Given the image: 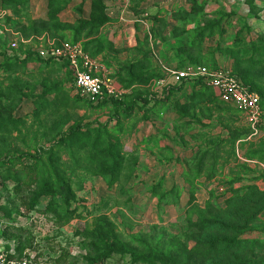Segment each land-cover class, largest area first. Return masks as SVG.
<instances>
[{
    "label": "rangeland",
    "instance_id": "1",
    "mask_svg": "<svg viewBox=\"0 0 264 264\" xmlns=\"http://www.w3.org/2000/svg\"><path fill=\"white\" fill-rule=\"evenodd\" d=\"M0 2L4 4L3 0ZM202 9L206 21H218L214 37L206 40L205 54L218 51L213 59L204 57L200 65L189 66L229 70L264 95V0H205ZM0 44H4L1 39ZM18 78L0 75V249L11 264L25 260L31 264H135L131 253L141 249L137 242L141 236L150 239L157 233L161 239H168L187 235L198 220L196 208L188 205L191 198L196 199L195 193L180 194L162 184L165 201L159 205L158 199L151 200L149 191L142 189L136 176L137 148L125 141L136 130L138 122L132 118L138 105L131 115L110 106L91 105L78 93L73 76L69 83L62 78L52 80L50 75H34L28 78L29 82ZM207 87L190 86L192 101L197 97L194 106H204L214 96ZM169 90L165 89L159 98H138L145 108V101L155 105L151 115L157 120H164ZM197 91L200 94L195 96ZM218 105L220 129L235 142L233 147L228 140H220L209 152L219 155L221 164L226 163L229 155H243L247 159L249 144L237 141L264 140V117L259 134L253 136L243 115L230 105ZM145 110L140 109L134 120L138 116L145 120L149 114ZM202 111V116L208 118L210 113ZM112 123L117 125L111 128ZM105 126L114 140L118 135L120 154L127 160L120 180L113 186H109L111 178L102 177L100 168L95 170L89 159L92 153H109L104 133L97 139V131ZM71 130L82 134L81 138L70 139ZM230 131H235L232 136ZM166 140L165 130H159V135L148 141L151 149L143 153L167 155L170 149L165 147ZM113 152L117 154L116 147ZM100 158L98 165L102 163ZM136 159V172L131 173ZM142 161L149 170L155 166L153 159ZM244 165L247 164L238 161L224 176L225 181L232 174H246ZM257 171L264 174L263 168ZM226 201L219 207L225 208ZM206 204L197 205V209L205 210ZM105 235L113 243L124 244L130 254L116 252L103 260L92 243Z\"/></svg>",
    "mask_w": 264,
    "mask_h": 264
},
{
    "label": "crops",
    "instance_id": "2",
    "mask_svg": "<svg viewBox=\"0 0 264 264\" xmlns=\"http://www.w3.org/2000/svg\"><path fill=\"white\" fill-rule=\"evenodd\" d=\"M94 1L58 0L56 12L53 11L52 0H20L15 6L0 2V39L4 41V45L6 44L4 47L5 57L2 55L3 48H0V75L3 77H16L18 75L19 78L23 77L22 80L25 82H29L28 78L34 75L37 78H45L50 75L52 80L59 81L62 78L69 83L73 74L65 63L42 61L37 55L28 58L27 51L31 50L37 54V51L45 46L48 40H53L51 34L58 40L62 39L65 42L73 43L75 40L74 31L59 28L69 26L75 29L81 23L91 24L95 15L93 12ZM103 1L106 6L107 23L90 37H87L86 32H84L80 42L82 44L87 42L100 44L97 49L101 53L96 58L105 65L110 75L115 76L117 87L126 90V96H133L136 92L137 98L144 99L146 98L144 92L148 91L149 95L153 97L152 99H155V97L159 98L164 95L165 89L170 88L169 99L164 104V120H157L151 115L153 108H155L154 104H148L145 108L142 102H138L137 109H146L144 112L149 114L145 120L143 119L144 116H138L134 120L140 111L134 113L132 121L138 122V124L134 134L125 141L126 145L137 148L136 156L139 159V170L136 176L140 178L142 189L148 190L150 193V190L162 180L165 186H170L171 191L174 190L180 194L192 193L193 187L186 178L193 158L198 156L200 150L203 152L210 151L220 140L228 139L223 135L219 126L221 114L218 105L220 102L218 93L213 90L214 96L204 106L198 105L200 109L193 105L190 97L193 96L190 90L192 84L181 86L170 83L160 89L153 82L166 80L169 77L165 69L180 71L189 66L190 63L182 56V50L187 48V39L186 36H182V32L201 27L203 12L200 11L199 15L198 11L194 13L193 1L200 6L199 10H201L205 0ZM51 15L56 20L54 24L56 27L53 31L47 30L48 27L45 26L51 24ZM187 15L192 16L194 23L187 22ZM34 23L43 24V29L38 28V32L28 31L29 27L33 28ZM24 31H26L27 37L23 35ZM205 48L207 49L206 46ZM147 58L148 63H146ZM6 59L10 60L12 64H16L12 73L6 72L5 68L2 69ZM140 64L147 65L148 72H144L149 74L154 72V74L161 76L160 79L154 80L147 87L134 85L128 88L126 84L123 85L119 82V80L129 78L128 67L130 65L138 67ZM196 94L195 96H198L200 91H197ZM215 101L218 107L214 105ZM202 109L210 113L208 118L202 116ZM115 125L117 123H112L110 127L114 128ZM163 129L167 134L165 147H169V153L167 155H150L151 152L149 151V155L144 154L143 151L146 152V149H151V146H148L151 145L148 143L149 139L156 138L159 135V130ZM145 158L155 161V166L152 169L149 170L146 163H143L142 160ZM225 161L226 163L223 161L222 164L218 161L216 166L218 175L215 179L208 181L203 176L196 180L194 196L197 205L202 206L209 201L210 192L218 188L222 181H225L224 176L229 175L230 168L235 166L238 161L239 163H246L254 170L264 169L263 164L255 160L245 159L243 155L232 156V159L229 157ZM213 162H215L214 159L211 163ZM154 170L162 173L155 172L153 174ZM153 175L154 177H152ZM240 184L244 185L240 186ZM248 184L249 182L244 180L235 186L242 188ZM255 185L264 191L263 180L257 181ZM230 197V194H225L220 199L219 204H223ZM199 198H203V201H200ZM153 199L151 197V200Z\"/></svg>",
    "mask_w": 264,
    "mask_h": 264
},
{
    "label": "trees",
    "instance_id": "3",
    "mask_svg": "<svg viewBox=\"0 0 264 264\" xmlns=\"http://www.w3.org/2000/svg\"><path fill=\"white\" fill-rule=\"evenodd\" d=\"M19 1L20 0H3V3L6 5L13 4L15 6ZM57 1L58 0H52V8L54 7V12L58 10V7L56 6ZM193 6L195 8L194 13L198 11L199 15V12L203 10L202 7L201 10H199L200 6L194 1ZM105 11L106 6L104 1L95 0L93 2V12L95 15L92 18L91 24L81 23L79 27L75 29L69 26H61L59 29L66 31L73 30L75 33V40L73 43H81L80 41L84 32H86L87 37H90L91 35L96 34L98 29L107 23ZM53 15H51V24L45 25L48 27L46 29L49 31H53L54 27H56V25H54L56 20ZM186 18L187 22L194 23L191 15H187ZM201 22L202 25L200 28L182 32V36H186L187 39V48L182 50V56L188 63H192L194 65H200V61L204 57L213 59L215 52L217 53L218 51L211 50V53L205 54L206 40L214 37V32H216L217 28H215L214 25H217L218 21L209 22L202 17ZM43 27L44 25L41 23H34L33 28L29 27L28 31L38 32L39 29H43ZM23 35L27 37L26 31H24ZM51 35V39L55 40L57 44L60 45L61 42H65L62 39H56L53 34ZM190 39L191 42H189ZM98 45L100 44L96 42H87L82 44L84 50L94 58L101 53L97 49L99 47ZM5 46L6 44H0V48H3L2 55L4 57L6 54L4 48ZM27 55L28 58H32L37 55V57L42 60L38 54L33 53L31 50L27 51ZM146 60V63H148V58ZM5 62L6 63L2 68H5L8 73H12L16 64H12V62L8 59H6ZM65 64L69 67L67 63ZM136 67L137 66L130 65L128 67L129 78L126 80H119V82L123 85L126 84L128 88L134 85L147 87L154 80L158 78L160 79L161 77L154 74V72L153 74L144 72H148L146 64H140L137 67L139 70H137ZM204 67L210 69L208 66ZM233 76L240 80L251 92L259 95L261 99V107L264 111V95L261 91L253 85H247L236 75L233 74ZM111 77L117 81L114 75H111ZM186 84L199 86L204 85L205 83L203 80H197L192 82L185 81L180 85L185 86ZM209 89L213 90L210 87ZM136 95L137 94L135 92L133 96H125L122 101L103 99L96 104L89 102L87 99L86 101L91 105L101 104L104 106H110L113 110H118L120 113L125 112L126 114L131 115L138 102H140V99H138ZM144 95L146 97L150 96L148 91L144 92ZM194 98V100H196L197 97ZM219 101L222 105H227L221 100ZM145 104L149 103L145 101ZM233 109L239 113L234 107ZM232 132L230 131L231 136ZM97 133L99 135L97 138L98 140H100L101 134L104 133V136H106L105 139L108 143V150L110 154L96 155L95 153H92L89 155V159L91 160L92 166L95 170L96 167H99L101 172H104H100L102 177L111 178L109 180V186H113L120 180L119 178L121 173L123 172L124 167L127 166V160L124 155L120 154V144H118L119 137L116 133L115 135L117 139L115 140L109 133L107 126L102 127L100 131H97ZM81 136L82 134L76 132L75 130H71L69 134L70 139H78L81 138ZM227 140L228 141L226 142L231 143L234 147L235 141H232L230 136H228ZM238 142H241L240 144H249V151L247 155H245L248 160H257L261 163L264 162V140L257 143L253 141H251L252 143H249L244 139V141L238 140L237 143ZM114 147H116L117 154L114 153L115 151L112 153V149H114ZM44 152L48 151L44 150ZM197 155L196 161H192L190 163L191 167L189 168L186 178L189 184L193 187L192 193L196 191V188H194L196 180H199L203 176L208 181L216 178L218 175V173H216V166L218 160H220L219 155H211L209 151L203 152L200 150ZM100 156H102V163L98 165V161L101 160ZM232 156L236 157V155H229L228 158L230 157V159H232ZM213 159L215 162L211 163ZM137 163L138 160L136 159L133 164L134 166L131 167V173L134 171L136 172ZM242 169L246 174H241V176L232 174L229 181H222L218 188L210 192V199L206 204L205 210L197 209L199 207L197 206L195 199L191 198L189 205L196 208L194 210L198 212V220L192 224L190 228L191 230H188L189 232L185 237H168V239L164 237L161 239L162 236H157V233L153 234L150 239L145 238L146 236H141L139 238L140 240L137 241L138 246L141 249L131 253L133 262L135 264H264V191L255 185L257 181H264V174H260L259 171L252 169L248 165H244V168ZM244 180H247L249 184L242 187L240 190H235V185L243 182ZM162 184H164V181H161L150 190L151 197L158 199L159 205L164 204L165 201V194L163 196L161 195ZM220 187L224 189L223 193H220ZM227 193L230 194L231 197L226 201L225 208L219 207L221 206L219 204L220 195L224 196ZM103 221H105V223H110L107 219H103ZM108 225L110 224H107V228ZM100 232L102 231L100 230ZM252 235H256L259 238H246L247 236ZM94 241H96L95 243H92L94 251L99 253L103 260L110 258V256L116 252H129L125 248L124 244L118 242L113 243L111 238L106 235L102 238H97ZM140 250L143 251L139 252ZM128 254H130V252Z\"/></svg>",
    "mask_w": 264,
    "mask_h": 264
},
{
    "label": "built area",
    "instance_id": "4",
    "mask_svg": "<svg viewBox=\"0 0 264 264\" xmlns=\"http://www.w3.org/2000/svg\"><path fill=\"white\" fill-rule=\"evenodd\" d=\"M38 56L45 61L65 62L75 79L78 93L89 102L96 104L108 99L122 101L127 95L126 90L117 87L116 80L108 73L105 65L97 58L86 52L81 43L48 40L46 45L37 51ZM169 77L166 80L153 82L158 88L172 83L180 85L183 82L203 80L204 83L216 90L219 99L234 107L243 115L253 136L259 134L263 122L264 111L258 94L251 92L233 73L225 69L211 70L204 66H189L180 71L165 69ZM220 191H224L222 188ZM0 264H11L6 254L0 249ZM21 264H31L27 260Z\"/></svg>",
    "mask_w": 264,
    "mask_h": 264
}]
</instances>
